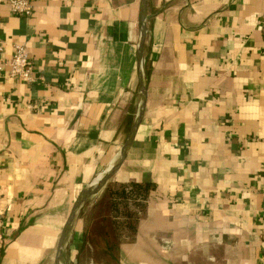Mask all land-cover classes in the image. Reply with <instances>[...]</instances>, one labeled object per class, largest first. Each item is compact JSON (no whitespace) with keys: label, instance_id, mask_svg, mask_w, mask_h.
<instances>
[{"label":"crops","instance_id":"1","mask_svg":"<svg viewBox=\"0 0 264 264\" xmlns=\"http://www.w3.org/2000/svg\"><path fill=\"white\" fill-rule=\"evenodd\" d=\"M30 1L21 18L0 0L4 57L24 47L32 78L0 73V264H54L142 104V0ZM147 15L143 122L63 264H98L90 235L110 184L148 187L132 227L109 211L115 264H264V0H147Z\"/></svg>","mask_w":264,"mask_h":264},{"label":"trees","instance_id":"2","mask_svg":"<svg viewBox=\"0 0 264 264\" xmlns=\"http://www.w3.org/2000/svg\"><path fill=\"white\" fill-rule=\"evenodd\" d=\"M147 192L148 187L138 184H110L106 188L98 202L101 208L94 213L97 220L93 224L95 228L90 235L95 263L115 264L118 262L119 243L114 238L112 223L108 218L109 211L112 212L113 217V212L120 208L125 215L127 226L132 227V223L137 222L143 214ZM100 217L101 219L98 220Z\"/></svg>","mask_w":264,"mask_h":264},{"label":"water","instance_id":"3","mask_svg":"<svg viewBox=\"0 0 264 264\" xmlns=\"http://www.w3.org/2000/svg\"><path fill=\"white\" fill-rule=\"evenodd\" d=\"M149 17L147 15V0H142V15H141V31H140V39H139V46H138V65H137V71H138V78H139V88L141 92L142 97V104H141V111L137 120V123L131 132L129 138L125 142V144L122 146L117 160L114 162V164L103 174V176L96 181L95 183L91 184L88 188L84 190L82 195L78 198L77 202L74 204L69 217L63 227V230L61 232V236L59 238V242L57 245V250L54 258V264H63L64 260V251H65V245L68 241V238L73 230L75 220L83 207V205L88 202L89 200L95 198L98 196L105 186L108 184V182L111 180L115 172L120 168L123 161L125 160L126 153L129 150V148L132 146L134 139L136 137V134L138 132L139 127L141 126L143 122L144 117V110L146 106V98H145V84L142 76L141 71V65L143 60V52H144V45L147 37V23H148Z\"/></svg>","mask_w":264,"mask_h":264},{"label":"built area","instance_id":"4","mask_svg":"<svg viewBox=\"0 0 264 264\" xmlns=\"http://www.w3.org/2000/svg\"><path fill=\"white\" fill-rule=\"evenodd\" d=\"M11 12L18 17L27 18L33 13L30 0H7ZM5 46L0 41V73L8 69L10 77L23 81H31V60L29 53L22 46H15L12 56L6 60L4 57ZM1 244V237H0Z\"/></svg>","mask_w":264,"mask_h":264}]
</instances>
